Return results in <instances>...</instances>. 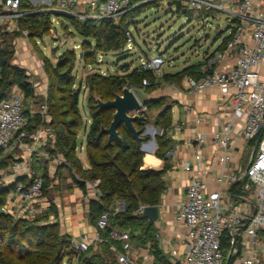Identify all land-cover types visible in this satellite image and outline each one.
I'll use <instances>...</instances> for the list:
<instances>
[{"label":"built area","instance_id":"2783aa9c","mask_svg":"<svg viewBox=\"0 0 264 264\" xmlns=\"http://www.w3.org/2000/svg\"><path fill=\"white\" fill-rule=\"evenodd\" d=\"M82 0H52L46 12L56 16L75 17L79 21L102 20L116 23L119 16L132 6V0H104L101 4L89 3L96 15L77 14L75 9ZM20 0H0V30L9 23L29 13H21ZM143 3L164 6H180L195 14L224 15L231 21L228 39L224 49L214 52L210 60L202 63V77H187L181 86L190 94L206 89H216L227 99L232 114L219 132L213 134L211 143L219 148L216 163L220 173L213 176L214 186L209 185L211 169L203 166L202 150L207 143L206 136L194 133L188 140L193 150L192 162L183 164L184 172L190 174L185 190V201L181 203L175 221L185 228L182 255L171 249L169 264H264V82L257 72L264 57V0H143ZM41 12H44L42 10ZM232 26V27H230ZM5 33V32H4ZM127 46L132 37L126 32ZM162 63L161 57L141 62L143 71L154 72ZM144 87L150 86L146 80ZM23 94L13 86L0 99V160L11 159L9 180L0 174V190L10 189L20 204L33 214V204L43 198L44 178L33 170L31 161L20 158L19 152L38 153L41 137L38 132H29V120L34 115L49 122L46 96L37 110L24 109ZM241 123L238 137L250 145L251 152L244 169L238 173L229 172L233 153L229 151L234 136L231 129ZM201 118H196L198 126ZM183 129V124L174 126V131ZM50 130L47 131V134ZM43 146H47L46 139ZM253 142V146L251 143ZM18 156V157H17ZM43 162L62 164L60 157L46 151L41 152ZM22 179V180H21ZM97 181L92 186L97 185ZM10 187V188H9ZM23 207V208H24ZM146 206L140 205L135 215L142 216ZM124 206H122L123 211ZM119 209L115 210V213ZM0 213L14 217L6 203L0 202ZM32 217V216H30ZM109 215L103 213L96 222L94 239L83 238L72 244L74 251L86 252L93 243L103 242L114 253V264H137L143 251L134 250L127 231L110 229L107 238L100 233L108 230ZM27 218L26 220H33ZM133 253L136 256L134 257Z\"/></svg>","mask_w":264,"mask_h":264},{"label":"trees","instance_id":"16d2710c","mask_svg":"<svg viewBox=\"0 0 264 264\" xmlns=\"http://www.w3.org/2000/svg\"><path fill=\"white\" fill-rule=\"evenodd\" d=\"M20 1L19 11L21 13L33 10L25 3V0ZM140 1L143 0H132L131 6ZM49 18L50 13L47 12L25 15L17 20L18 29L25 30L31 39L41 38L49 31ZM67 19L74 31L83 39H91L95 42L96 50L123 53L127 45L126 32L128 31L121 25L107 20L99 21L97 24L87 20L81 24L76 18ZM227 39L228 37L223 39L216 52L224 49ZM11 58L12 52L0 49V99L5 97L13 86L20 89L24 99L34 98L25 70L11 65ZM74 59V53H65L59 57L53 69L46 59L43 60L45 73L50 79L46 99L49 122L45 123L46 129L50 130V140L45 150L51 156L61 158L60 166H63L60 169L72 174L73 184L81 191H85L87 184L98 182L95 188L99 195L89 202L88 216L91 225L96 227L97 219L101 214L109 215L108 230L100 233L102 239L107 238L110 229L117 228L127 231L131 241L149 242L150 251L158 264H169L158 250L156 237L152 234L150 224L142 219V216L134 215L140 205L157 207L159 197L163 192L161 177L166 166L159 172L141 170L143 155L140 152V145L135 144L122 125L117 129L121 142L114 139L108 140L106 135L99 136L101 128L109 127L114 112L112 110L99 111L94 98L95 96L102 102L112 101L116 95H121L123 88L130 89L137 84L140 85L143 80L147 81L145 74L132 71L125 76L106 77L93 74L87 78L89 91L87 110L90 123L85 136L84 148L88 168L84 169L81 162L75 158L76 136L79 132L78 127L79 129L82 127V118L77 108V100H74L72 96H64L66 87L73 84L71 72ZM201 66L202 63L193 64L178 73L163 75L160 79L165 84L172 83L179 86L184 78L199 79L202 77ZM64 69L65 72H61ZM145 73L150 74L148 71ZM55 91L59 92L58 96H55ZM144 106L146 111H150L153 106L160 107L156 126L161 129L162 135L155 137L157 143L155 155L164 160L168 143L165 136L170 124L169 106L161 105V100L145 101ZM141 115L146 121L135 122L134 128L136 131L144 132L149 119L146 114L141 113ZM34 118L38 119L37 116ZM38 122L42 123L39 120ZM31 130L33 131V128L29 126L28 131L31 132ZM143 141H149V138L144 136ZM4 167H6V161L0 163V170ZM43 171V197H45V188L49 182L45 173L46 166L43 167ZM7 192L8 189L0 190L1 203L4 202L3 197ZM118 201L123 202L125 207L123 211L115 213L111 210ZM42 218L46 217H36L33 220H13L10 216L0 213V264H61L67 254H76L78 260L83 261L82 255L93 246L84 253L74 251L69 237L60 234L58 224H46L39 220ZM127 229H131L132 232ZM97 246L108 250L103 242L98 243ZM41 251L46 257L39 255ZM111 264H114V260Z\"/></svg>","mask_w":264,"mask_h":264},{"label":"crops","instance_id":"0c3cea01","mask_svg":"<svg viewBox=\"0 0 264 264\" xmlns=\"http://www.w3.org/2000/svg\"><path fill=\"white\" fill-rule=\"evenodd\" d=\"M50 2H52V0H25V3L33 9L32 12H41L42 10L46 12V10L50 8ZM90 2L101 4L102 2H104V0H82L81 5L75 9V13L86 14L87 16L91 17L95 16L96 13L90 10ZM29 14L32 15L31 13ZM63 17H65L66 19L75 18L70 16ZM97 23L98 22H94V24ZM1 29L3 31L1 32L0 30L1 33H7L6 31H16L18 30V25L17 22H13L7 24ZM21 33L23 36L27 34L26 31H22ZM26 40L27 38L16 40L17 44H15L14 47L15 57L13 56V59L17 58L18 60H20L21 65L19 67L25 70L26 75L28 76V82L31 84L33 90V97L44 99V96H46L47 99V75L43 70V64L41 61H39V58L36 56V60L41 62V67H38L39 64L37 63V61H35V59L31 57L30 48L24 42ZM220 45H218L214 52L218 50ZM214 52H209L208 56H211L212 54H214ZM22 57H26V59H29L33 63H31V65H25L21 61ZM198 63H201V61L194 64ZM191 65L193 64L187 65L185 67ZM185 67H183L182 69H184ZM36 68L38 70L41 69V72L39 73ZM181 70H178L175 73H178ZM257 72L259 74V79L264 82V57L262 64L258 68ZM36 80H38V82ZM164 97H166V99L171 102V104L168 105L170 109V124L165 136L168 142L166 148L167 153L165 154L164 160L156 157L155 155V152L157 150L155 137L162 135L161 129L156 126V119L159 113L158 111L155 115V119H149V124L145 127V129L148 127L151 128V133H147V135L152 136L153 134V138L150 141L143 142V144L140 146V152L143 155L142 166L140 169L143 171L153 170L159 172L163 169L164 166H166V170L161 177L163 181V192L159 197V202L157 205L158 218L152 224L147 221L146 222L149 223L152 227V234L156 237L155 239L157 241V247L159 252L161 253V256L166 261H168L171 249L176 250L179 255H182L183 251L182 242L185 234V228L175 221V216L179 206L185 201V190L190 178V174L184 172L182 169L183 164L192 162L193 157V150L188 144L187 140L194 133H200L206 136L207 143L202 150V164L204 167L208 166L209 169L212 170L211 176L209 178V185L211 187L214 186L212 180L213 176L220 173V168L216 163V157L219 153V148L214 146L211 143V140L213 138V134L219 132L222 126L231 119L232 110L227 99L223 98L219 94L218 90L213 88L206 89L197 94H190L181 85L176 86L170 83L164 86V84H162V86H157V88L152 91L146 99L157 100ZM29 109L35 110L36 108H34V106H31ZM36 116L40 118V122H44L42 121V117H40L39 115ZM198 117L201 118V123L196 126L194 122ZM178 124H183V129L179 132H176L174 131V126ZM240 126L241 123L238 122L231 129V133L233 134L234 139L233 144L229 149V151L233 153L231 155L233 159L229 164V172L233 173H238L242 169H244L246 158H248V154L251 149L249 144L244 143L238 137ZM38 131L41 137V143H39L37 148H35L36 150H38V153H18V156L21 159L25 158L31 161L33 168L37 167L38 163L44 161L43 157L41 156V152H45L47 150L42 149L44 147L43 141L46 139L48 143L50 140V133L47 134L48 129L42 127L37 128L36 130H33L31 132ZM247 149H249V152L245 154ZM78 157L83 168L87 169L88 163L85 154L82 158H80V154L78 155ZM6 159L0 160V163ZM7 160L11 161V159ZM46 165L48 169L53 171L52 173L48 171L49 177L53 178L51 175L56 172V169H54L56 164L47 162ZM1 171L2 170H0V172ZM70 182L71 181L69 180L68 182L61 183L59 185L60 191L58 193H53L54 200L51 201L52 203L49 201V198L43 197L40 202L33 204V214L28 213L26 211L28 208H25L24 205L20 204L19 199L12 192V188L10 187L8 192L4 195L3 200L12 214L14 213V217H18L21 220H26L28 217L36 218L39 216H43L47 218L48 223H57L59 226L60 234L68 236L72 244L79 242L85 237L94 239L96 228L89 222L88 206L91 200H95L97 198L99 192L95 188L96 186H92V184H87L85 191L83 192ZM54 185L57 186V182H55ZM52 204L57 211L56 218H54L52 214L48 213L50 209H53V207L51 208ZM131 242L134 250L143 251L141 257H138L135 255V253H133V256L135 258L138 257L136 258L137 264H158L150 251L148 241H145L144 243L137 241L138 243H134L132 240ZM97 244L98 243H93L92 246ZM106 246L108 247V245ZM108 251L111 253L114 260V253L109 249V247Z\"/></svg>","mask_w":264,"mask_h":264},{"label":"rangeland","instance_id":"374dc122","mask_svg":"<svg viewBox=\"0 0 264 264\" xmlns=\"http://www.w3.org/2000/svg\"><path fill=\"white\" fill-rule=\"evenodd\" d=\"M49 19L48 33L38 39H31L28 37V34H25L24 36L27 37H24L21 33L22 30L19 29L16 31H6L7 33L0 32V49H7L12 52L10 63L20 68V60L17 58L13 59V56L15 57L14 47L15 44H17V39L27 38V42H24L30 48L31 57H33L35 61H37L36 56L39 58V61L43 64L44 71V59L47 60L53 69L56 67L59 57L68 52L74 53L75 59L71 72L73 84L66 87L64 96H72L74 98L76 94L77 108L82 118V127L80 129L78 127L79 132L76 136L77 151L75 152V158L78 160L79 154L81 156L80 158L85 154V136L90 123L87 110L89 98L87 78L93 74L106 77L125 76L132 71L145 74V78L147 82L150 83V86L143 88L144 86L141 81L140 85L137 84L135 87L130 88V90L133 91L138 101L142 104L143 110L141 113L146 114L148 119H155V115L160 110V107L157 108V106H153L150 111H146L144 105L145 101L152 100L146 98H148V95H150L157 86H162V84H164V86L167 85L161 81L160 77L164 74L175 73L190 64L200 61L201 63L209 61L211 56H208V53L214 52L218 45L221 44L222 39L228 36L229 30L226 29L231 25V21L224 15H215V13H210L208 15L202 13L195 14V12L184 10L182 7L176 5L164 6L150 3L134 5L127 12L122 13L115 23L116 25H121L125 30L127 29L132 37V44L130 46L126 45L123 53H120L96 50L95 42L91 39H83L71 27L69 20L63 16L51 14ZM24 31L25 30H23V32ZM156 57L162 58V63L159 65L158 69L154 72H150V74L145 73V71L141 69V62H146ZM21 61L25 65H31V63H33L29 59H26V57H22ZM39 61H37L39 64L38 67H41L42 65ZM36 70L39 71V73L41 72V69L38 70L36 68ZM61 72H65V69ZM47 77L49 81L46 80L49 85L50 79L49 76ZM151 78H153V80ZM36 81L38 82V80ZM58 94L59 92L55 91V96H58ZM158 100H161V105L164 106L171 104L166 97L159 98L157 101ZM42 101L43 99L38 97L27 100L24 99L23 107L24 109H29L31 106H34V108H36L35 110H37ZM34 117H36V115L30 119V128H33V130L42 127L46 128L45 122L39 123L38 120L40 118L38 117V119L35 120L36 118ZM147 137L150 141L153 138V134L152 136L147 135ZM42 149H46V147ZM248 152L249 149L246 150L245 154ZM4 161H6V167L1 169L2 171L0 174L8 181L12 162L7 159ZM44 166L45 165L38 163V168L34 167L33 170L43 175ZM61 166L56 165L54 167L56 172L51 175L53 178H50L48 173V171L51 173L53 171L46 167L45 173L48 176L49 182H47L45 188V197L49 198L50 202L54 200L53 193H58L60 191L59 185L61 183H66L69 180L71 181L70 183H73L72 174H69L67 170L60 169ZM55 182H57V186L54 185ZM122 206H124V203L118 201L111 211L115 212V210L119 209V212H121ZM52 207L53 209H50L48 213L56 218L57 211L53 204L51 205V208ZM11 218L13 220H19L18 217ZM39 220L46 222V224H52L50 222L48 223L47 218ZM127 230L132 232L131 229ZM135 241L136 240H133L134 243H138ZM39 255L41 257H46L43 251L39 252ZM82 257L83 261H79L76 254H67L61 261V264H111L113 261L111 253L106 248L97 245H94L89 251L83 254Z\"/></svg>","mask_w":264,"mask_h":264},{"label":"water","instance_id":"95a60500","mask_svg":"<svg viewBox=\"0 0 264 264\" xmlns=\"http://www.w3.org/2000/svg\"><path fill=\"white\" fill-rule=\"evenodd\" d=\"M36 13H32L34 15ZM84 24L85 21H80ZM95 98V103L99 111L112 110V120L108 128H101L100 134L106 135L108 140L114 139L121 142V138L118 135L117 129L122 125L131 138L134 140L136 145L143 144V137L147 133H151V128H146L144 132L136 131L134 128L135 122H145L146 119L141 115L143 110L142 104L138 101L132 90L123 88L121 95H116L112 101L102 102L100 99ZM76 100V94L74 95ZM158 218L157 207H146L142 214V219L149 223H154Z\"/></svg>","mask_w":264,"mask_h":264}]
</instances>
